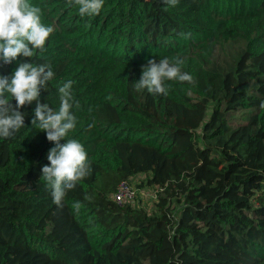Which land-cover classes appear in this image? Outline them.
Returning a JSON list of instances; mask_svg holds the SVG:
<instances>
[{
	"label": "trees",
	"instance_id": "16d2710c",
	"mask_svg": "<svg viewBox=\"0 0 264 264\" xmlns=\"http://www.w3.org/2000/svg\"><path fill=\"white\" fill-rule=\"evenodd\" d=\"M30 3L54 28L33 57L55 74L40 102L58 111L74 82L66 139L91 173L55 205L41 176L55 144L23 106L25 127L0 138V264H264V0H104L85 17ZM165 57L192 82L136 91L141 66ZM130 177L163 187L154 208L111 198Z\"/></svg>",
	"mask_w": 264,
	"mask_h": 264
},
{
	"label": "clouds",
	"instance_id": "9594fccd",
	"mask_svg": "<svg viewBox=\"0 0 264 264\" xmlns=\"http://www.w3.org/2000/svg\"><path fill=\"white\" fill-rule=\"evenodd\" d=\"M66 3L77 6L78 14L85 17L98 15L104 0H66ZM166 3L174 7L178 0H166ZM41 17V7L31 4L30 0H0V62L5 65L15 62L17 65L10 75H0V138H10L25 127V113L20 109L35 102L31 125L43 131L46 139L55 144L48 151L49 164L42 166L41 176L51 190L53 203L62 207L67 191L90 175L91 163L77 139H66L76 126V117L71 111L74 82L68 80L59 87L58 111L40 102L41 89H47L55 75L49 64L33 63L36 51H45L46 41L54 32L52 26L42 23ZM182 35L189 37L190 33ZM22 58L28 60L25 62ZM183 63L179 57L172 60L165 57L158 62L149 59L141 66V76L134 83L135 90L166 94L165 81L191 83L192 76L181 70ZM12 99L15 105L11 103ZM61 140L65 142L60 143ZM80 207L79 201L73 204L77 212Z\"/></svg>",
	"mask_w": 264,
	"mask_h": 264
},
{
	"label": "built area",
	"instance_id": "2783aa9c",
	"mask_svg": "<svg viewBox=\"0 0 264 264\" xmlns=\"http://www.w3.org/2000/svg\"><path fill=\"white\" fill-rule=\"evenodd\" d=\"M136 179L138 178L130 177L129 179H122L118 183L116 190L111 194V198L120 205H141L139 202V197L142 198L143 196L145 197L147 195L146 188L153 189L154 191H162L163 189V187L160 185L136 186L134 184ZM132 180H134V182H132ZM138 195L140 196L138 197Z\"/></svg>",
	"mask_w": 264,
	"mask_h": 264
},
{
	"label": "rangeland",
	"instance_id": "374dc122",
	"mask_svg": "<svg viewBox=\"0 0 264 264\" xmlns=\"http://www.w3.org/2000/svg\"><path fill=\"white\" fill-rule=\"evenodd\" d=\"M132 182H134V180H132ZM146 192H147V195L145 197L143 196L142 198H140L139 197L140 195H138L140 199L139 202L141 205H144L147 208L152 209L156 206V202L158 200V194L160 191H154L153 189L146 188Z\"/></svg>",
	"mask_w": 264,
	"mask_h": 264
}]
</instances>
